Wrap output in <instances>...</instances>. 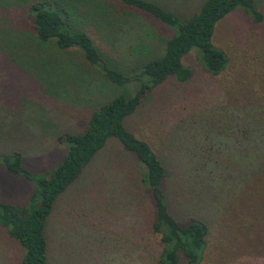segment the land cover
I'll list each match as a JSON object with an SVG mask.
<instances>
[{
  "label": "rangeland",
  "instance_id": "rangeland-1",
  "mask_svg": "<svg viewBox=\"0 0 264 264\" xmlns=\"http://www.w3.org/2000/svg\"><path fill=\"white\" fill-rule=\"evenodd\" d=\"M155 1L183 19L197 12L203 0ZM256 3L263 14L262 22L253 23L244 12L235 10L215 24L212 42L226 53L227 67L213 80L197 63L194 53H189L182 59L191 70L189 80L180 84L170 79L145 92L138 109L127 121L129 130L149 144L158 142L161 137H172L174 143L181 140L182 146L188 149L196 143L199 130L210 116L226 120L222 116L225 111L228 122L236 121L237 117L242 120L243 113L251 117L258 104L264 102V0H256ZM135 13V16L88 18L84 30L103 55L128 65L136 57L144 58L147 52H160L161 44L155 33L163 38L171 32L157 20ZM11 28L12 35L0 29L3 50L0 53V119L10 121L14 126L12 132L17 135L32 137L24 149L22 162L30 171L41 172L62 156L64 146L55 139L59 134L80 131L94 108L115 93L134 95L137 85L129 81L120 87L111 86L77 50L58 53L39 48L37 52L18 27ZM16 115L21 120L14 124L10 119ZM204 145L199 155L204 153L208 158L217 159L215 147ZM200 160L193 159L194 163ZM205 166L210 167L209 163ZM137 172L133 158L115 140L108 141L79 179L56 201L46 227L49 251L45 264H79L86 258L93 260L95 250L91 241L97 232L104 236L102 264H122L120 246L124 249L128 244L124 241L126 231L130 232L134 223L141 221L128 202L134 200L96 195L117 188L124 182L125 174L135 177ZM217 173L200 179L203 184L213 185L214 179L219 177ZM226 173H221L226 181L224 188L230 183ZM244 177L243 184L246 182V188L251 187L254 179L248 183L249 178ZM100 182H104V186H100ZM262 182L259 190L247 195L237 194V185L215 197H201L204 201L211 200L212 204L202 212L210 223L212 221L205 262L250 264L248 260L257 256L248 254L263 251L264 180ZM31 189L30 181L7 173L0 166V200L22 207ZM20 254L18 244L0 229V264H19Z\"/></svg>",
  "mask_w": 264,
  "mask_h": 264
},
{
  "label": "trees",
  "instance_id": "trees-1",
  "mask_svg": "<svg viewBox=\"0 0 264 264\" xmlns=\"http://www.w3.org/2000/svg\"><path fill=\"white\" fill-rule=\"evenodd\" d=\"M235 10L244 12L253 23L263 20L256 0H203L197 12L183 19L155 0H0V29L5 34H11V26L18 27L37 52L39 48L58 53L77 50L111 86L120 87L129 81L137 85L134 95L115 93L94 108L80 131L59 134L55 139L64 146L62 156L41 172L30 171L22 162L32 137L17 135L10 121L0 119V166L32 183L24 206L0 200V229L20 247L19 264H45L49 251L46 227L56 201L110 140H115L138 166L137 176L125 174L117 188L96 195L134 200L128 202L141 221L126 231L124 241L128 244H123L124 249L120 246L122 264H208L204 256L212 236V221L202 212L212 204L201 197H215L237 185L239 195L260 189L264 180V102L251 117L243 113L242 120L237 117L228 122L225 111L222 116L226 120L210 116L199 130L196 143L188 149L181 140L174 143L172 137L149 144L129 130L127 121L145 92L170 79L180 84L189 80L191 70L182 63L189 53H194L197 63L213 80L227 67L228 57L213 45L212 36L215 24ZM135 12L157 20L171 32L163 38L155 33L160 52H147L128 65L103 55L84 30L88 18L135 16ZM1 111L6 115L4 107ZM10 120L16 124L21 119L16 115ZM204 144L215 147L217 159L199 155ZM198 158L200 162L194 163ZM208 163L209 168L205 166ZM223 171L230 178L226 188ZM215 172L219 177L213 185L202 183V176L205 179ZM244 176L249 178L248 183L254 179L251 187L243 184ZM99 185L104 186V182ZM96 234L91 241L93 260L86 258L82 264L104 263V236ZM262 249L248 254L257 256L248 260L250 264H264V245Z\"/></svg>",
  "mask_w": 264,
  "mask_h": 264
}]
</instances>
